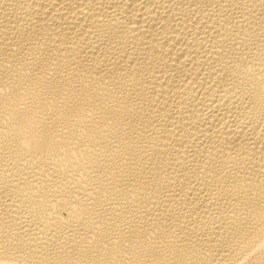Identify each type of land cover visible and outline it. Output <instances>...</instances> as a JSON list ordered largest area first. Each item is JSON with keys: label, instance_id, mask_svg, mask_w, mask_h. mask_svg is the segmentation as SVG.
I'll list each match as a JSON object with an SVG mask.
<instances>
[{"label": "bare ground", "instance_id": "bare-ground-1", "mask_svg": "<svg viewBox=\"0 0 264 264\" xmlns=\"http://www.w3.org/2000/svg\"><path fill=\"white\" fill-rule=\"evenodd\" d=\"M0 264H264V0H0Z\"/></svg>", "mask_w": 264, "mask_h": 264}]
</instances>
